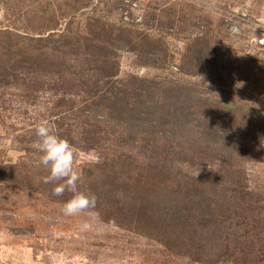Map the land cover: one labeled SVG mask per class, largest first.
Masks as SVG:
<instances>
[{"label": "rangeland", "instance_id": "1", "mask_svg": "<svg viewBox=\"0 0 264 264\" xmlns=\"http://www.w3.org/2000/svg\"><path fill=\"white\" fill-rule=\"evenodd\" d=\"M262 39L264 0H0V264H264ZM139 81L165 91L155 109L177 123L143 120L154 106L136 103L150 98ZM110 90L116 120L76 111ZM43 122L73 145L77 191L113 188L98 219L64 215L74 192L44 182ZM118 210L111 224L105 211Z\"/></svg>", "mask_w": 264, "mask_h": 264}, {"label": "trees", "instance_id": "2", "mask_svg": "<svg viewBox=\"0 0 264 264\" xmlns=\"http://www.w3.org/2000/svg\"><path fill=\"white\" fill-rule=\"evenodd\" d=\"M120 48L118 47L117 50H121ZM3 50H6V49L3 48ZM38 59L39 58H33V60H32V58H31L29 60V62L28 61H25V64H26L27 68L30 69L31 71L32 70L36 71V68H39V64L38 63H37L38 66H36V60H38ZM18 63H21V61L18 62ZM13 70H15V69H13ZM16 70H21L22 71V67H21V69H16ZM1 71L2 72H5V69H2L1 68ZM6 75H7L6 73H3V75L0 74V78L1 79H5L6 78ZM116 76H117L116 73L113 74V75H107L106 76V79H109L110 80L112 78H115ZM30 82H32V81H30ZM109 84H112V83H109ZM139 84H140V86H139L140 89L139 90H142V91H144V87L146 85H151L150 88L147 89L148 90V95H149L150 98H148L147 96L146 97L145 96L144 97H141V94L136 95V96H134L136 98V101H137L136 103H138V104H140L142 106H145V104L147 102L152 101V103H153L152 106H154L151 110L148 109L147 112H146V114L145 113L143 114V120H144L145 116H148L149 119H152V118L158 119V122H155L156 124L154 123L156 126L159 123H160L159 125H161L162 123H165V124H167V123L175 124V123H177L179 121L178 119H173L172 117H169L168 120L167 119H163L162 117H160L157 114V111L155 109V106H156V104H159V103H157V102L154 101V93L157 92L159 94L164 95L165 91H164V93H162L163 90L161 88H155L156 87V84L155 83H149V81H139ZM56 86L59 89H61L63 85L60 83V84H57ZM69 94H70L69 92H65L64 93V95H69ZM107 94L109 96L108 95H99L98 97H92L87 104H85L84 102H82L81 104L83 106L79 110L78 109L76 110V108H75V101L74 100H72L71 102H68L66 105H67V107L68 106L71 107L70 108V111L71 112H73V111L76 110L80 114H83L85 112V110L90 109L91 107H93V111L95 113L102 114L99 117V119L101 118L103 120V118L106 117V119L111 120V121H114V120L117 119L116 118V115L118 113V111H117V106L119 105L118 102H120V101L122 102V99H120L118 97V95L114 94L113 91H111V90ZM58 101H59V104H62V102L64 101V99L62 98V99H59ZM123 102H126V101H123ZM159 110L162 112V110H161L160 107H159ZM128 112L126 113V115L124 114V118H125L124 119V123L126 124V126L128 127V129L140 128V127L132 126L129 123L130 119H132V116L131 115L129 116L128 115ZM188 114H190V112H188ZM154 115H155V117H154ZM169 116H171V115L169 114ZM261 116H264V114L261 113ZM139 118H141L140 115H139ZM137 119L138 118L135 117V120H137ZM141 121L142 120H140V122ZM150 123L153 125L152 122H150ZM81 124L82 125L83 124L86 125V129H85L86 130V136L88 135L87 142L93 141L92 143H95L94 142V138L97 136V134H99L100 128L97 125H95V124H90L88 120L85 121V122H82ZM156 126H155V128H156ZM88 127L90 129H88ZM132 127H134V128H132ZM155 128H153L154 129L153 130V133H157L158 132V131H155ZM153 133H151V135H153ZM88 145H90V143H88ZM224 170H225V167L218 168L217 176L214 179H210V178H207V179L198 178V180L204 181V184L200 182L201 185L203 184V186H202L203 188L206 187V185L207 186L216 187L220 183L221 177H223L221 173ZM230 183L234 184L235 182L234 181H230ZM108 186L109 185L93 187V185H89L88 189L84 188V189H78V190L79 191H82L85 194H94L97 197V207H96L95 211L100 210L99 208L102 205L104 206L105 210H110L112 208V205H115L116 204V202H115L116 197H113V191H112L113 188L106 189V187H108ZM195 187H197V186L196 185H191L189 187H184L185 194L187 196L193 194L195 192V190H196ZM86 191H88V193H86ZM177 194L180 195L181 193L180 192H177ZM74 195H75V193H74ZM183 197H185L184 193H183ZM107 206H111V208L109 209ZM163 206H165V205H163ZM162 211H166L167 214H169V215L171 214V216H173V217H178L179 215H181L185 211L189 213L191 211V209L187 208L185 210V209H183V207H181L179 209H175L173 207V205H170L169 204V206H168L166 204V207ZM197 211H198V214H199V209H197ZM105 212H106V214H108V217L107 218H108V221H110L111 224H115V223H113V221H118V220H121L122 218H126L125 215H124V212H122L120 210L116 211V213L115 212H111V211H105ZM200 215H201V213H200ZM206 221H209V220L206 219Z\"/></svg>", "mask_w": 264, "mask_h": 264}, {"label": "clouds", "instance_id": "3", "mask_svg": "<svg viewBox=\"0 0 264 264\" xmlns=\"http://www.w3.org/2000/svg\"><path fill=\"white\" fill-rule=\"evenodd\" d=\"M37 141L35 147L41 153L39 164L50 169V174L44 178L45 183H56L53 188V195L62 196L65 191L74 192L67 202L63 204V214L76 216L87 212L91 220L98 219L97 197L94 194H85L77 191L80 177L73 170L74 148L67 139L61 138L53 132L52 126L43 122L35 128ZM198 175V173H197ZM91 223L82 224L84 229H89Z\"/></svg>", "mask_w": 264, "mask_h": 264}, {"label": "built area", "instance_id": "4", "mask_svg": "<svg viewBox=\"0 0 264 264\" xmlns=\"http://www.w3.org/2000/svg\"><path fill=\"white\" fill-rule=\"evenodd\" d=\"M259 42L263 45L264 44V39L259 40Z\"/></svg>", "mask_w": 264, "mask_h": 264}]
</instances>
